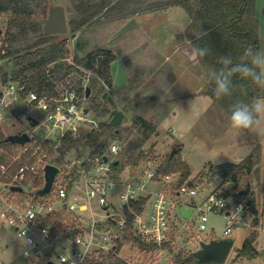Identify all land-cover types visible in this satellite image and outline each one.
<instances>
[{"label":"rangeland","instance_id":"1","mask_svg":"<svg viewBox=\"0 0 264 264\" xmlns=\"http://www.w3.org/2000/svg\"><path fill=\"white\" fill-rule=\"evenodd\" d=\"M50 2L63 4L66 7L69 31L66 35H57L56 40L68 39L72 51L71 56L66 59L69 63H72L74 60L73 54L75 53V43L77 40H80L82 45V50L79 54L80 56H85L92 50L115 43L118 39H110L113 37V33L116 32L119 25L126 20H101L100 22L102 23L99 25H91L83 29L82 33L78 32L74 35L71 33L70 29V18L75 11L72 2L70 0H49L48 4ZM43 8L44 7L40 9L38 15L41 21L47 14V11L43 13ZM263 8L264 0H256V15L261 23L259 28L261 32V51H264ZM181 12H184V9L182 7H177L173 14H176L179 19V17L183 16ZM9 17V13L0 16V28L3 32L6 30ZM164 20L165 19L161 18L159 21ZM159 36V43L162 47L163 43H166L165 40L163 41L166 35L161 31L159 32ZM169 43L168 48H164L169 58L165 61L164 65H162V57L156 55L154 63L150 65V70L147 72H150L148 77L145 78V72L143 71L148 64L144 60H137L133 72L131 73V81L127 87L122 89L106 87L107 92L111 96H116L115 100H118L119 106L125 110L126 117L121 124L131 128L134 118L138 115L150 119L157 124V131L143 146V150L148 156L135 167L139 169L147 167L148 161H153L155 166L159 167L168 156H177L179 159L189 164L191 175L188 179H193L199 187V193L195 197L190 196L187 198V196L184 195L182 197L199 201L215 189L224 188L226 189L225 191H227V188H229L228 183L222 185V179L216 171L217 165L227 162H238L243 158L241 156L243 151H247L250 155L255 147L260 146L262 148L261 162L259 165L255 166L254 171L241 178L235 189H232V194L236 193V198L238 200H243L246 204L244 214L247 223H250L252 227L240 220L241 222L239 221V225L237 227L234 226L229 235H225V216L221 214H211L207 222L208 228L202 233H199L195 229L197 211H194V214L188 219L180 216L182 222L185 224L175 226L173 244L168 243L162 247L141 249L140 246H137L127 237L119 251V255L132 264H179L177 262L178 258H190L194 252L200 249L199 241L201 238L207 241L212 238H232L234 243L225 262H203L199 264H264V133L261 132V130H264V117L260 118L259 123L253 130H247L237 134L229 127L226 112L214 102L213 98L208 93L209 85L204 76L206 70L203 62L198 64L188 63L186 60L187 50L182 49L180 46H176L174 42ZM4 64L5 63L0 62V66ZM124 67L125 65L121 61L118 63L116 62L114 68V72L116 71L114 85L116 87L124 84ZM155 69H157L156 72ZM80 70L81 71L76 70L73 77L74 80L77 81V87H83V92L86 91L87 87L91 88L90 97H86L84 101V104L89 108L92 114L90 122L86 126L87 129H91L92 127H96L101 120L109 119L110 116L97 117L92 110L93 105L103 104L100 99H104V96H102V98L100 97L99 88L103 86V83L101 80L96 81L98 78L97 72L94 70L88 71L86 69L84 71V68ZM138 72H142L140 84L138 83L135 85L133 80ZM152 72H154V74L151 76ZM81 78H83L82 82L79 81ZM0 89L6 93L8 87L0 85ZM153 89L160 93V95L147 96V92ZM161 96L164 97L163 101H160ZM23 97L24 96H22V98ZM4 99L5 102L11 103L9 109L13 112L11 115L9 112L10 110L0 103V112L3 114L0 125L3 127L4 132L10 135L22 129L26 130V128H28V121H20L17 116L26 113L25 106L27 102H20L21 97L17 94L11 96L5 94ZM194 111L200 113L199 118L193 116ZM31 113L33 115L35 114L34 112ZM127 135L128 134L124 132L121 139L111 140L106 150V153H109L110 147L114 143L121 146L122 151L118 155V158L123 164L122 170H125H121L123 172V177L129 174L126 169L128 166L125 165L126 160L123 156L124 150L128 146V141L134 138V135H132L127 141ZM101 142L104 141L102 140ZM173 148H177L174 155L171 154ZM90 152L91 147H81L70 151L66 157H64V166L61 167L63 169L62 177H65L68 188L70 185V178L66 177V174L74 172L76 175H79L80 179L83 176L86 177L94 174H90L89 172L94 171V164L89 161L91 159L89 156ZM55 154L57 155L59 153L55 152ZM55 154L53 152L50 157L46 158V161H54L53 158ZM86 161H89V165L92 164L90 169L85 165ZM173 172L176 171H170V173ZM133 173L136 174L134 171ZM177 173L181 176L179 172ZM180 176H178V178H180ZM77 182L78 180L74 182L72 189L69 190L71 194L80 193L79 189L75 186ZM160 187V184L151 181L145 183V188L149 191H159ZM118 189L117 187L111 190L112 194H116ZM24 190L26 191V188ZM24 195V198L32 197L30 190L26 191ZM116 197V195H113L114 199H116ZM252 199H254L256 203L258 214L252 213L250 203ZM54 200L55 197L53 196L52 203L56 206H60L56 203V200L55 202ZM16 203H19V201ZM182 206L184 208L188 207L187 204H183ZM16 207L22 209L20 203L19 206L17 205ZM3 210L4 207L0 206V214ZM234 211L235 208L233 209V213ZM14 214L16 215V212L9 215L13 216ZM8 218H3L0 215V264H47L50 257L46 254H42L41 257L32 255V257L29 258L21 256V247L24 246V238L18 235L17 230ZM255 218L259 220L257 226H253ZM48 220L56 224L58 222L57 215L52 216L51 214ZM64 221L63 219V222ZM63 222H59V224L64 225L63 227L65 228L66 224H69V222ZM69 227L70 226L67 225V228ZM250 235H254L258 238V256L252 257V259L247 257L236 259L235 256L237 251L242 247L245 239L250 237ZM66 243L69 244V242ZM52 258L54 259L53 255ZM190 264L194 263L191 262Z\"/></svg>","mask_w":264,"mask_h":264},{"label":"trees","instance_id":"2","mask_svg":"<svg viewBox=\"0 0 264 264\" xmlns=\"http://www.w3.org/2000/svg\"><path fill=\"white\" fill-rule=\"evenodd\" d=\"M70 1L75 10L70 18V29L74 35L78 32L82 33L83 29L91 25H99L102 23L101 20L118 21L131 18L137 14L164 11L171 7H182L190 18V24L185 32L177 36V41H185L190 43V46L196 44L210 49L209 56L205 57L202 62L206 70L204 76L209 85L208 93L214 102L229 116L231 105L236 100L251 101L254 98L264 97V89L241 81L239 77H234V83L237 87L234 88L233 95L218 100L214 96V84L210 81L211 70L219 67L217 59L220 55H231L234 60H238L244 48L249 45L261 51V32L259 29L261 23L256 15V0H119L116 3H113L112 0ZM48 2L49 0H0V16L5 13L10 14L6 30L0 34V62L5 63L0 66V81L4 85L10 82H18L24 85V89L21 90L24 97L31 90L36 91L41 96H51L56 93V86L59 82L66 77L74 79L75 71H81L80 69L84 68V71L86 69L97 72L96 81L101 80L103 83V86L99 88L102 98L103 94L107 92L106 87H113L111 63L117 59V55L109 48L100 47L88 52L85 56H80L79 52L82 50V45L80 40H77L73 54L74 60L72 63L67 62L66 59L72 53L68 39L57 41V35L45 34L43 22L38 18L42 7H44L43 13L48 10L51 3L48 4ZM262 13L264 20V8ZM202 32L206 35L199 36ZM82 79L79 81L82 82ZM240 85L246 88V94L241 91ZM78 89L81 95H87V89L84 92L82 86ZM104 99H100L103 104L93 105L92 110L97 117L109 115L110 118L101 120L96 127L91 129H81L76 135L71 133L65 135L57 146L56 151L59 154L53 158L54 161L49 163L62 167L64 166V157L70 151L81 147H91L90 158L96 155H105L110 141L121 139L124 132L128 134L126 136L127 141L134 135L124 150L125 165L137 166L148 156L143 150V146L157 131V124L138 115L134 118L133 128L123 124L113 126L110 123L113 116V105L108 98ZM116 102L118 104V100ZM120 108L125 112L122 107ZM8 136L0 125V162L9 166L7 174L0 176V180L3 182L11 181L12 176L28 156L25 154L21 159L16 160L14 158L15 151L22 148L23 145L10 142ZM102 140L104 142H101ZM261 153L262 148L257 146L249 156L238 163L227 162L216 166V171L222 179V185L231 183V186L225 191V195L232 194V189L237 187L241 178L254 171L255 166L261 162ZM89 161H86L85 165L90 169L92 164L89 165ZM122 165L121 160H119V164H115L114 167L120 171L123 169ZM158 171L160 173L179 172L181 182L187 180L191 175L189 164L177 156H168L160 164ZM66 175L70 178L69 189H72L79 175L74 172ZM43 185V176H29L24 183L26 191L30 190L31 196L35 198L39 197L35 194V190ZM26 191L21 192L22 195ZM146 201L147 198L141 197L133 204L136 209L141 210ZM250 203L252 212L258 214L254 199ZM57 218L59 219L61 216L57 215ZM258 223L259 220L255 218L254 224L258 225ZM61 226L64 225L61 224ZM65 229H67V225ZM255 239L254 235L245 239L242 247L238 250L236 259L252 258L258 255V250L254 246ZM139 246L141 249L151 248V246L144 244ZM121 247L122 244L115 252L93 260L92 264H132L119 255ZM177 262L179 264H190L191 262L199 264L195 252L190 258H178Z\"/></svg>","mask_w":264,"mask_h":264},{"label":"built area","instance_id":"3","mask_svg":"<svg viewBox=\"0 0 264 264\" xmlns=\"http://www.w3.org/2000/svg\"><path fill=\"white\" fill-rule=\"evenodd\" d=\"M76 84V80L66 77L58 83L56 93L51 96H41L31 90L22 98L21 90L24 85L18 82L4 85L0 81V85L8 87L6 93L0 89V103L10 110L11 115V103L5 102V94H17L21 97L20 102H27L26 113L19 114L17 118L28 121V132L32 137L29 143L15 151L16 160L25 154L28 156L11 181L0 180V206L4 207L0 215L3 218L9 217L18 235L24 238L25 234V239L31 242L21 247V256L29 258L32 255L41 257L46 254L50 257L48 261H53L54 264H92L93 260L115 252L127 237L137 246L144 244L162 247L168 243L173 244L175 221L183 216L180 212L183 204L193 210L191 216L197 211L196 230L199 233L208 228L207 222L211 214L225 216V235H229L238 223L245 221L243 214L246 204L236 198V193L225 195L224 188L213 190L199 201L185 199L183 195L187 198L198 195V184L190 185L191 179L181 182V176L177 172L160 173L158 167L149 161L147 167L140 169L129 165L126 168L129 174L123 177V172L114 167L122 151L121 146L116 143L110 147L109 153L90 159L94 164V171L89 172L94 174L78 179L75 183L80 191L78 194H71L69 191L65 177H62L61 167L49 195L24 198L21 192L13 191L12 185L25 189L24 183L29 176H43L45 180L44 169L49 163L46 158L53 152L57 153L61 139L69 133L76 135L81 129H87L92 114L84 104L86 96L81 95ZM29 116L38 120L36 126H31ZM2 118L3 114L0 112V121ZM54 156L57 157L56 154ZM105 156L108 161H105ZM8 170L9 166L0 162V176L7 174ZM148 181L160 184V190H147L145 183ZM117 187L118 192L112 194L111 190ZM113 195L117 196L116 199ZM53 196L60 206L52 203ZM141 197L147 198V201L138 210L133 202ZM17 201L22 209L16 207L19 206ZM241 207L239 214L233 213L234 208L237 210ZM13 212L16 215L10 216ZM51 214L61 216L56 224L49 222ZM63 219L65 223L69 222L66 224L69 228L65 229L59 224ZM25 252L28 254L25 255Z\"/></svg>","mask_w":264,"mask_h":264},{"label":"crops","instance_id":"4","mask_svg":"<svg viewBox=\"0 0 264 264\" xmlns=\"http://www.w3.org/2000/svg\"><path fill=\"white\" fill-rule=\"evenodd\" d=\"M112 1L113 3H116L119 0H112ZM176 9L177 7H171L164 11L137 14L131 18L126 19L122 24L119 25L116 32L113 33V37L110 39V40H113V39H118V40L115 43H111L107 46H103V47L111 49L117 55V59L111 63V71L113 73V87L112 88L122 89L124 87H127V85H129L131 81V78H130L131 73L133 72V68L137 60H142V61L144 60L148 64V66L145 67V70H143L145 72V78L150 75V72L149 73L147 72L150 70V67H151L150 65L154 63L155 61L154 59L156 55L157 56L160 55L162 57L163 59L162 65H164L165 61L169 58L168 53L165 52L164 48H168L169 42H174L176 46H180L182 49H185L188 52V49H190L191 47L189 45L190 43L185 42V41L178 42L177 36L181 34L182 32H185L188 25L190 24V18L187 12L185 11V9L183 8L184 12H181L183 13L181 14L183 16L179 17L178 19L176 14H173L175 13ZM158 17H161L162 19H165V20L159 21L161 20V18H158ZM158 31L159 32L162 31L166 35V38H163V41L165 40L166 43H163L162 47H161V44L159 43L160 36H159ZM119 61H121L125 65V67L123 68L125 69V72L123 73V76L125 75V78H124V84L122 86L116 87L114 85L115 76H116V71L114 72V68H115L116 62L118 63ZM157 69H155V72ZM153 74L154 72H152L151 76ZM141 75H142V72H138L136 76L134 77L133 81L135 82V85L138 83L140 84ZM148 95L159 96L160 93L156 92L153 89L147 92V96ZM27 127L28 128H26V130L22 129L18 132H25V131L28 132L30 130V127L29 126ZM245 152L247 151H243L241 155L243 158L247 157V156L244 157ZM241 160H239L238 162H240ZM149 162H151L152 165L155 166L153 161H149ZM122 171H125V170H122ZM190 181L193 182V179H191ZM44 183H45V180H44ZM193 183H196V182L194 181ZM185 209H191V208L188 207ZM243 215L245 217L244 223L245 222L247 223L246 216L245 214ZM183 217L188 219L191 217V215L188 217L183 215ZM183 224L185 223L182 222L180 217L176 218L175 226L176 225L181 226ZM247 224L251 225L250 223H247ZM253 226H257V225L253 224ZM203 239L201 238L199 243ZM257 242H258V238H256L254 242V246L256 249H258ZM237 255H238V251L235 257H237Z\"/></svg>","mask_w":264,"mask_h":264},{"label":"clouds","instance_id":"5","mask_svg":"<svg viewBox=\"0 0 264 264\" xmlns=\"http://www.w3.org/2000/svg\"><path fill=\"white\" fill-rule=\"evenodd\" d=\"M206 35L202 32L199 36ZM210 49L200 45L193 44L188 49L186 60L191 64H198L209 56ZM219 67L213 68L210 72V81L214 84V96L216 99L230 97L233 95L234 88L237 85L234 83V77H239L241 81L248 82L252 86L264 89V51H260L249 45L244 48L238 60H234L231 55H220L217 59ZM241 91L246 94V88L240 85ZM164 97L161 96L163 101ZM198 111L193 112L195 118H199ZM261 117H264V97L254 98L251 101L236 100L230 108L228 116V125L237 134L253 130L259 123ZM264 133V130H261ZM240 209L234 212L238 213ZM31 242L25 239L24 245L27 246ZM25 255L28 253L25 252Z\"/></svg>","mask_w":264,"mask_h":264},{"label":"water","instance_id":"6","mask_svg":"<svg viewBox=\"0 0 264 264\" xmlns=\"http://www.w3.org/2000/svg\"><path fill=\"white\" fill-rule=\"evenodd\" d=\"M43 22V31L45 34H51V35H66L69 31V22L66 12V7L63 4H55L54 2H51L46 16L42 19ZM3 33V30L0 28V34ZM91 88L87 87V96L90 95ZM104 98H108L110 102L113 105V116L110 119V123L113 126H119L122 121L126 117V113L119 107L116 100L108 93L105 92L103 94ZM88 109V108H87ZM88 111V110H87ZM30 124L31 126H36L38 123V120L34 117L29 116ZM32 137L29 134V132H18L14 134H10L8 136V140L14 144H21L25 145L31 141ZM177 151V148H173L172 155L175 154ZM249 153L245 152L244 157L248 156ZM105 161H108V157L105 156ZM116 165L119 164V160L115 162ZM45 183L44 185L35 190V194L39 197H45L49 195L52 192L55 179L57 175L60 172V167L53 163H47L45 166ZM190 185L193 184L192 181L189 183ZM231 183H228V186H230ZM11 189L13 191L23 192L24 188L19 185H12ZM192 209H185L182 207L180 209V212L184 216H190L192 213ZM233 245V239L232 238H212L209 241L202 240L200 242V249H198L195 252V256L198 259L199 263L203 262H216V263H223L225 262L231 247ZM47 264H54L53 261H48Z\"/></svg>","mask_w":264,"mask_h":264},{"label":"flooded vegetation","instance_id":"7","mask_svg":"<svg viewBox=\"0 0 264 264\" xmlns=\"http://www.w3.org/2000/svg\"><path fill=\"white\" fill-rule=\"evenodd\" d=\"M90 95H91V92H90ZM90 95L89 96L86 95V97H90Z\"/></svg>","mask_w":264,"mask_h":264}]
</instances>
